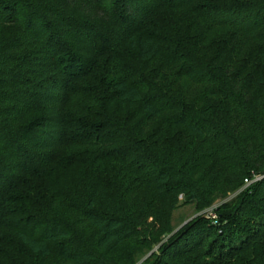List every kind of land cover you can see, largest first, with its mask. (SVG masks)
<instances>
[{
    "label": "trees",
    "instance_id": "1",
    "mask_svg": "<svg viewBox=\"0 0 264 264\" xmlns=\"http://www.w3.org/2000/svg\"><path fill=\"white\" fill-rule=\"evenodd\" d=\"M254 174L264 0H0V264H133ZM218 213L141 264H264V178Z\"/></svg>",
    "mask_w": 264,
    "mask_h": 264
},
{
    "label": "rangeland",
    "instance_id": "2",
    "mask_svg": "<svg viewBox=\"0 0 264 264\" xmlns=\"http://www.w3.org/2000/svg\"><path fill=\"white\" fill-rule=\"evenodd\" d=\"M263 178H264V174H262V177L259 180ZM252 183L253 182H251L250 184ZM250 184H246L245 181L243 180V185L239 189L233 192L229 191L225 196H217L213 200L211 205L203 210L197 209L195 201L186 199V197L182 194L178 195L177 201L175 203V208L171 211V216H170V225L172 227V231L168 234L159 236V241L156 244H154L151 249L138 251V253L133 259V264H141L146 260V258L149 257L150 254L158 253V249L160 245L167 242L168 239L174 233H176L180 228H182L184 225H186L188 222H190L192 219L198 216H202L205 219L209 220V224L211 225L215 226L216 224H218L219 207L234 200L235 197ZM152 220H153L152 217L148 218L149 222H152Z\"/></svg>",
    "mask_w": 264,
    "mask_h": 264
},
{
    "label": "built area",
    "instance_id": "3",
    "mask_svg": "<svg viewBox=\"0 0 264 264\" xmlns=\"http://www.w3.org/2000/svg\"><path fill=\"white\" fill-rule=\"evenodd\" d=\"M262 177V175L254 174L251 177H247L244 179L246 184H250L251 182L257 181Z\"/></svg>",
    "mask_w": 264,
    "mask_h": 264
}]
</instances>
